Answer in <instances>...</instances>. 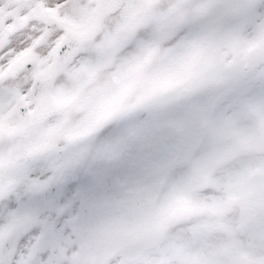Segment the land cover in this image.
<instances>
[{"label":"snow or ice","instance_id":"6c2138e0","mask_svg":"<svg viewBox=\"0 0 264 264\" xmlns=\"http://www.w3.org/2000/svg\"><path fill=\"white\" fill-rule=\"evenodd\" d=\"M86 17L96 28L85 38L62 23ZM201 43L205 83L191 93L129 101L79 140L60 135L32 148L52 128L90 127L98 94H114L130 64L152 51L168 63ZM28 50L0 75V124L11 130L0 135V264H95L102 239L131 227L148 201L176 191L195 202L222 197L213 186L189 190L192 162L221 142L205 128H250L249 106L264 105V0H0V74ZM77 94L80 111L52 104ZM42 101L50 108L38 118ZM181 150H190L187 162L169 164ZM251 162L238 158L212 180L222 185ZM120 260L117 253L103 264Z\"/></svg>","mask_w":264,"mask_h":264},{"label":"rangeland","instance_id":"374dc122","mask_svg":"<svg viewBox=\"0 0 264 264\" xmlns=\"http://www.w3.org/2000/svg\"><path fill=\"white\" fill-rule=\"evenodd\" d=\"M93 19L94 17H86L81 23L90 22L93 21ZM94 22H96V19ZM202 47L204 48V46L199 44L195 46L193 51L187 56L178 57L168 63L159 61L155 51L150 52L142 62L130 64L124 70L120 80H114V84L116 85V92L114 94L110 95L109 98L103 93L98 94L95 101L97 110L91 121L90 127L78 132H66L61 128H52L46 134V138H48L49 133H54L55 137L67 135L73 140H77L83 135L86 136L91 130L93 131L96 127L101 125L98 121L100 113L107 112L110 118L113 114L122 110L129 101H131L132 106L142 105L143 100L151 96L150 92L152 87L156 83L162 82L164 79H170L173 81L179 80L178 83L184 87L187 93H191L205 83L203 65L206 63L205 53L207 48L200 56L203 50ZM139 68L149 70V74L146 73L145 76L149 85L147 92L141 89L143 87L142 84L140 89L134 90V94L123 100V96H120V94H122V87L128 84V87L130 88L132 84L129 83H133V78L131 77L139 72ZM138 74L140 77V73ZM133 84H137V82ZM135 88L136 87H134V89ZM77 100L78 94L72 97H61L54 100V106L57 109L80 111L83 105L77 103ZM49 107L50 104L47 102L45 114L49 111ZM249 117L254 122L253 126L250 128L244 127L237 129L227 125L218 129L207 128L205 134L219 135L221 142L213 144L208 153L203 154L200 159L192 162V176L198 172H203L208 177L211 176V186L215 187L217 191L221 192L223 195L221 198H217L211 203L203 201L195 202L183 191H176L171 193L160 203H156L157 210L171 211L173 219L162 236L159 246L160 249L157 250V252L146 256L139 264H234V262H238V264H246L240 258L242 255L257 256V258L264 255V176L257 187L249 182L250 177L255 172H264V146L261 148L263 150H260L257 154L241 156L250 158L252 162L244 166L242 170L227 176L222 185L217 184L212 180V173L217 169L212 168L213 154H218L226 148H231L232 140L235 138L250 140L259 139L254 132V128L260 126V124L264 126V105L256 103L251 104L249 106ZM58 129L60 130L59 132ZM46 138L44 144L46 143ZM263 142L264 141H262V143ZM48 143H46V146ZM33 147L34 145L32 148ZM246 182L249 183L252 189V215L250 220L241 236L236 237L232 227L230 233L222 235L223 232H221L219 227L214 230L216 222L221 218L216 214H221L226 208L225 204H227V202L225 198L235 193L238 194V190H240ZM189 190L192 191L190 185ZM188 201L192 202L193 209L199 208L202 215L198 217V219H194L186 230L170 232L169 229L173 225L190 221L188 220L187 214L189 206ZM190 230L193 231L192 234L190 233ZM255 237L258 239L256 240ZM192 244H198L199 246L198 248L192 247ZM189 251H192L194 255L187 256Z\"/></svg>","mask_w":264,"mask_h":264},{"label":"water","instance_id":"95a60500","mask_svg":"<svg viewBox=\"0 0 264 264\" xmlns=\"http://www.w3.org/2000/svg\"><path fill=\"white\" fill-rule=\"evenodd\" d=\"M148 205V202H147ZM143 208V209H142ZM140 209L137 210L136 215L134 216L133 219H140V218H144L145 221L143 222L142 226V231L145 237V233L149 232L152 228V223L151 221L148 222L147 219V214L145 211H148L147 206L146 207H142ZM142 214V215H141ZM138 215H141L140 217H137ZM165 219V218H164ZM124 226H127V223H123L119 226V228H117L116 230H114L111 234L106 235L101 242H103V244L98 245L96 252L99 253V249L101 251V253L105 256L108 257L109 255H112V251L118 249L119 251H124L127 255L132 254L135 250V240L134 238L127 232L125 239L123 242H121L120 240V229ZM97 253V254H98ZM115 254V253H114ZM113 254V255H114Z\"/></svg>","mask_w":264,"mask_h":264},{"label":"bare ground","instance_id":"6f19581e","mask_svg":"<svg viewBox=\"0 0 264 264\" xmlns=\"http://www.w3.org/2000/svg\"><path fill=\"white\" fill-rule=\"evenodd\" d=\"M207 47V46H206ZM206 47H204V49L202 50V52H201V54H200V56L203 54V52H205L206 51ZM200 58V57H199ZM199 60V59H198ZM139 70V72L138 73H140V77H139V74L137 73L136 75H133V77L136 79V81H137V86H136V88L135 89H130V91L129 92H125L124 93V95H120V96H123V100H125L126 98H128L130 95H132V94H134V90H137V89H140L141 88V85L143 84V87L141 88L142 90H145L146 92H147V88L149 87V85H148V82H147V80L145 79V76H146V73H148L149 74V70L148 69H144L143 70V68H139L138 69ZM142 76V77H141ZM174 82H179V80H174ZM146 85V86H145ZM148 85V86H147ZM151 85V84H150ZM181 88H183V87H181ZM108 98H109V96H108ZM263 138H264V133H263ZM261 148H263V144H262V146H261ZM263 170H264V165H263ZM263 176H264V172L262 173V171H258L257 173L255 172L252 176H251V178H250V183H252V184H254V186H259V184H260V182H261V180H262V178H263ZM150 203V202H149ZM155 202H154V205L153 206H155ZM190 233H191V230H190ZM189 236V235H188ZM191 246V245H190ZM198 244H192V247H196V248H198ZM191 247V248H192ZM185 255H186V253H185ZM192 255H194L193 254V252L192 251H189L188 253H187V256H192ZM181 256H183V255H181ZM94 260L96 261V257H94ZM234 264H237L236 262L234 263Z\"/></svg>","mask_w":264,"mask_h":264},{"label":"flooded vegetation","instance_id":"af4514ba","mask_svg":"<svg viewBox=\"0 0 264 264\" xmlns=\"http://www.w3.org/2000/svg\"><path fill=\"white\" fill-rule=\"evenodd\" d=\"M36 147H37V149L45 147L44 142H42L41 144L37 145Z\"/></svg>","mask_w":264,"mask_h":264}]
</instances>
